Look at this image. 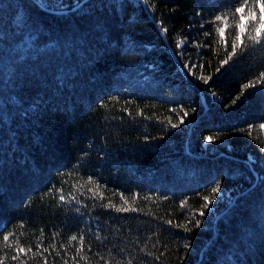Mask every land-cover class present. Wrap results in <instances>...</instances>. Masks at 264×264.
Masks as SVG:
<instances>
[{
  "label": "trees",
  "instance_id": "1",
  "mask_svg": "<svg viewBox=\"0 0 264 264\" xmlns=\"http://www.w3.org/2000/svg\"><path fill=\"white\" fill-rule=\"evenodd\" d=\"M81 1L0 0V258L264 264L255 0Z\"/></svg>",
  "mask_w": 264,
  "mask_h": 264
},
{
  "label": "snow or ice",
  "instance_id": "2",
  "mask_svg": "<svg viewBox=\"0 0 264 264\" xmlns=\"http://www.w3.org/2000/svg\"><path fill=\"white\" fill-rule=\"evenodd\" d=\"M248 5V0H245V3L243 5H241L240 7L235 9V13L232 14V16L234 17L236 13L239 14H243L245 12V7ZM255 5L258 6L259 8V18L257 19V14L256 11L254 10V8L249 7L248 8V13L247 16L245 17L244 15H241V21L240 23H238L236 25V27H238L239 29V34L235 37V39L233 40L232 44H231V52L228 53V57L225 60H221V66L227 64L229 62V60L234 57L237 52L241 49H243V47L245 46V36H247V39L255 42V43H260L261 41H264V0H255ZM228 19V15H218L214 18L215 21H223V20H227ZM254 22L255 23V29H254V35L251 34V30L249 28L248 22ZM226 28H228V25L225 24L224 27H219L217 28V31L219 32L221 38H223L225 36V32H226ZM226 46H227V41L225 42ZM177 47H180V44L177 45ZM193 68L196 67L195 65L192 66ZM217 71H219V69H217ZM262 76H264V73H262ZM205 82H207V78H205ZM249 85H245V87H248ZM185 115H187V113H185ZM173 127H176L177 125H172ZM261 129H264V124H261L259 126ZM206 141L211 142L213 140V137L208 136L205 137ZM213 192L218 191V188H214L212 190ZM59 199L61 201H63L65 199V197L63 195H61L59 197ZM121 199H124L123 197H121ZM125 203H127V200H125ZM108 206H112L115 207L114 205H111V202H109V205H105V207ZM204 207H208V204L205 203ZM118 211H128V208H118ZM169 223H172V221H169ZM197 223H199V221H197ZM10 238V234L9 235H4L3 236V241L6 243V245L8 247H11V244H8ZM78 238L76 236H72L69 238V243H71L74 240H77ZM83 236L79 237V240L81 241V247L77 248V254H79L82 250H83ZM63 247V245H61ZM30 252L31 249H25L24 247H19L16 249V255H13L11 257L12 260H19L20 256L22 254H24L25 252ZM43 251H48V249H44ZM81 259H86V257H81ZM0 264H5V260L3 258H0ZM45 264H47V261H45ZM105 264H107V262H105Z\"/></svg>",
  "mask_w": 264,
  "mask_h": 264
},
{
  "label": "water",
  "instance_id": "3",
  "mask_svg": "<svg viewBox=\"0 0 264 264\" xmlns=\"http://www.w3.org/2000/svg\"><path fill=\"white\" fill-rule=\"evenodd\" d=\"M84 0H82L80 3H82ZM79 3V4H80ZM77 6H74L73 8H76ZM51 11H54L56 13H61V12H66V9H60V10H51Z\"/></svg>",
  "mask_w": 264,
  "mask_h": 264
},
{
  "label": "rangeland",
  "instance_id": "4",
  "mask_svg": "<svg viewBox=\"0 0 264 264\" xmlns=\"http://www.w3.org/2000/svg\"><path fill=\"white\" fill-rule=\"evenodd\" d=\"M175 60H176V62H177V63H179V61L177 60V58H176V57H175ZM179 65H180V64H179Z\"/></svg>",
  "mask_w": 264,
  "mask_h": 264
}]
</instances>
